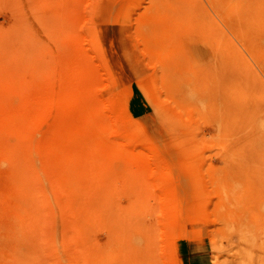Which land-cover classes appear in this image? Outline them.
<instances>
[{"label":"rangeland","instance_id":"obj_1","mask_svg":"<svg viewBox=\"0 0 264 264\" xmlns=\"http://www.w3.org/2000/svg\"><path fill=\"white\" fill-rule=\"evenodd\" d=\"M0 264H264V0H0Z\"/></svg>","mask_w":264,"mask_h":264},{"label":"bare ground","instance_id":"obj_2","mask_svg":"<svg viewBox=\"0 0 264 264\" xmlns=\"http://www.w3.org/2000/svg\"><path fill=\"white\" fill-rule=\"evenodd\" d=\"M219 92V91H218Z\"/></svg>","mask_w":264,"mask_h":264},{"label":"crops","instance_id":"obj_3","mask_svg":"<svg viewBox=\"0 0 264 264\" xmlns=\"http://www.w3.org/2000/svg\"><path fill=\"white\" fill-rule=\"evenodd\" d=\"M186 257V256H185Z\"/></svg>","mask_w":264,"mask_h":264}]
</instances>
